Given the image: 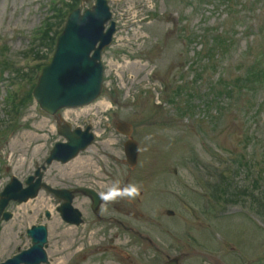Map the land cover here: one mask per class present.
Instances as JSON below:
<instances>
[{"label": "rangeland", "instance_id": "rangeland-1", "mask_svg": "<svg viewBox=\"0 0 264 264\" xmlns=\"http://www.w3.org/2000/svg\"><path fill=\"white\" fill-rule=\"evenodd\" d=\"M94 1L82 0L79 6L84 9L90 7ZM47 3L48 0H0V40L6 41L4 45L7 47L12 62L20 64L25 61L22 57H28V54L27 56H21L20 53L26 52L30 47V37L49 13ZM110 5L114 12L113 19L117 24V32L112 45L103 52V61L106 68L105 88L100 102L112 100L114 102L112 110L116 111V115H108L110 126L105 129L102 139L95 141L88 150L78 156L82 160L81 169L79 167L64 168V166L55 163L48 167L49 176L47 180L52 181L53 184H70L75 182V179L76 182H81L83 177L78 173L80 170L86 172V175L94 172L103 173L106 170L115 173H126L128 170L116 161L121 160L123 157L121 152L124 141V138L118 135L113 128L115 120L118 119H126L127 121L133 119L136 123L138 128L136 132L142 140L141 146L144 144L145 147L144 151L140 150V158H143V160H148L149 153L146 152L149 138L144 136L145 130L155 135V142L161 160H180L181 157H187V148L189 147L190 150H195L204 159L210 157L205 149V143L202 140H195V136L190 135L191 127L189 128L184 123L178 122V119L172 123L171 120L169 121L167 115L172 116L171 106L165 103L162 97L164 90L171 89V79L175 78L178 72L184 75V81L189 82L191 80L189 63L193 57V49L199 47L197 46L198 43L193 47H190L189 44L188 46H182L184 39L181 38L182 27L180 26L184 25L186 28L185 33L190 32V27H195L198 30L208 29V26L218 27L226 15L224 10L226 7L222 5V0H205L194 8L183 4L179 0H123L120 2L110 1ZM258 13L262 17L264 10L258 11ZM144 16H147V18L141 21L140 19ZM253 16L251 15L249 24L252 23L256 26L252 19ZM229 26H231L230 23ZM244 42L245 40H241L239 47L235 48L236 52H233L230 56L232 59L236 57ZM183 49L189 52L186 54L180 53L179 50ZM30 59H32V56ZM188 64L189 67H187ZM6 78L3 75L0 79V99L4 93L5 85L2 80L6 82ZM179 80L181 79L179 78ZM156 96L158 97L156 98ZM153 99L162 102L165 110L158 112L152 109L153 103H151V100ZM74 111L71 114L72 118L78 117L80 114L86 115L85 112ZM104 114L107 115V113ZM230 118V114H225L221 124L215 129L214 135L218 144L228 145V139L233 136L234 131L230 125ZM260 120L264 123V110L261 112ZM21 121L27 124V127L22 126L17 132L11 134L2 145L0 165L3 163L1 155L8 157L14 167V174L23 179L31 172L33 160H41V162L45 160L50 143L58 139L59 136L54 131V120L45 117L33 104L23 111ZM255 128L257 131V125H255ZM103 131L101 129L100 132ZM182 139H188V142L185 144ZM191 156H193V153H191ZM169 164H164V168L168 173H170ZM99 166L102 169H99ZM55 172H59L57 177L54 175ZM64 173H70V175L66 176ZM62 176L66 177L65 181L54 183L58 177L62 180ZM190 176H192L191 172ZM7 179L6 173L2 172L1 169L0 187ZM170 182L171 185L172 181ZM119 183L122 184V181H119ZM103 184L108 185L107 182ZM149 185L151 188H156L155 184ZM101 187L105 192L110 189L104 185ZM140 189H144V187ZM43 192L45 194L43 195V201H40L41 203L35 201L27 209L20 207L14 209L17 214L16 217L14 216L9 223L3 224L0 228V236L6 226H8L6 228L10 227L12 229H10L11 233L21 231L20 243L17 245L23 248L28 242V238L24 234V228L35 222H46L41 217L43 209L49 208L54 214L50 222L49 248L53 249L55 245L60 248L67 241L66 244H69V237L64 235V231L67 229L60 223L61 220L55 210L58 200L47 192ZM146 205L150 206L151 209H155V194L146 195ZM39 213L41 216L37 218ZM179 218L183 221V223L179 222L181 224L180 236L190 237L189 220L181 210H179ZM193 225L196 228L199 227L196 223ZM194 231L199 241L195 240L193 242L202 244L203 235L197 233V230ZM242 233L245 240L251 238L248 231L243 230ZM58 234H62V236L58 238ZM14 237L15 240L11 243L7 252L0 256V259H4L11 254L13 244L18 241L16 234ZM70 242H72L71 252L76 251V248L79 247L76 239L72 238ZM86 245L87 243L84 242V246ZM211 245L213 246V243ZM188 247L186 240L177 244L178 250L187 251L189 250ZM191 254L185 264H202V260L197 253ZM60 255L55 254L57 258ZM108 258H110V254L98 253L93 258L88 257V261L91 264H103V261Z\"/></svg>", "mask_w": 264, "mask_h": 264}, {"label": "bare ground", "instance_id": "bare-ground-1", "mask_svg": "<svg viewBox=\"0 0 264 264\" xmlns=\"http://www.w3.org/2000/svg\"><path fill=\"white\" fill-rule=\"evenodd\" d=\"M84 110H87V108H84ZM82 165V160L78 157L74 160H72L71 162H69L68 164H66L64 167H67V168H78ZM81 168V167H80ZM43 192H41L39 194V197L36 199V202L37 203H41L43 201ZM41 201V202H40ZM31 200H29L26 203L25 207H28V206H31ZM24 206V205H23ZM62 234H58V238L61 237ZM15 240V237H14V233H11L10 229L9 228H5L3 230V233L2 235L0 236V243H1V248H0V255H3L5 254V252H7V250L9 249L11 243ZM3 241V242H2ZM69 248V245H64L63 247L61 248H58L56 245L53 249H50L48 248L47 252H48V255H53L54 256V263L57 264L58 259H63V257L66 255V251L68 250ZM4 252V253H3ZM55 254H61V256L59 258H55ZM61 262V261H60Z\"/></svg>", "mask_w": 264, "mask_h": 264}]
</instances>
